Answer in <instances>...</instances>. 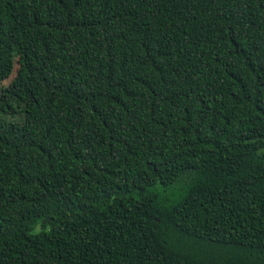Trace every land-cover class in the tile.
<instances>
[{
	"label": "trees",
	"instance_id": "obj_1",
	"mask_svg": "<svg viewBox=\"0 0 264 264\" xmlns=\"http://www.w3.org/2000/svg\"><path fill=\"white\" fill-rule=\"evenodd\" d=\"M0 264H264V0H0Z\"/></svg>",
	"mask_w": 264,
	"mask_h": 264
},
{
	"label": "rangeland",
	"instance_id": "obj_2",
	"mask_svg": "<svg viewBox=\"0 0 264 264\" xmlns=\"http://www.w3.org/2000/svg\"><path fill=\"white\" fill-rule=\"evenodd\" d=\"M15 70H16V63L14 62L13 69H12L10 76L0 82V90L3 88H7L11 85V83L13 82Z\"/></svg>",
	"mask_w": 264,
	"mask_h": 264
}]
</instances>
